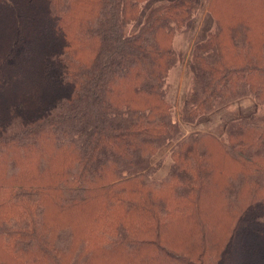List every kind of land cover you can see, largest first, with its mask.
<instances>
[{
    "label": "trees",
    "instance_id": "1",
    "mask_svg": "<svg viewBox=\"0 0 264 264\" xmlns=\"http://www.w3.org/2000/svg\"><path fill=\"white\" fill-rule=\"evenodd\" d=\"M149 1L0 0V264H264V0ZM204 2L181 121L259 106L222 138L167 99Z\"/></svg>",
    "mask_w": 264,
    "mask_h": 264
},
{
    "label": "crops",
    "instance_id": "2",
    "mask_svg": "<svg viewBox=\"0 0 264 264\" xmlns=\"http://www.w3.org/2000/svg\"><path fill=\"white\" fill-rule=\"evenodd\" d=\"M207 21L211 22L209 26L207 25ZM213 26V16L208 11L206 2H204L194 21L184 30L175 35L173 46L178 53L179 60L177 65L173 67L169 73V90L167 93V99L176 110L184 134H189L191 132H204L222 138L228 124L238 120L232 119L226 121L222 119V115L228 113L229 110L242 109L247 106L252 107V103L255 101L252 96H244L222 105L201 121L197 120L196 122L187 123L181 121L180 117L183 105L191 90L195 73L191 54L195 46L207 37L208 32ZM173 144V141L167 143L154 155L153 161L156 162L160 159L162 160L161 166L154 174L155 179H162L168 174L172 163L170 150Z\"/></svg>",
    "mask_w": 264,
    "mask_h": 264
},
{
    "label": "rangeland",
    "instance_id": "3",
    "mask_svg": "<svg viewBox=\"0 0 264 264\" xmlns=\"http://www.w3.org/2000/svg\"><path fill=\"white\" fill-rule=\"evenodd\" d=\"M156 1H158V0H150L148 2L149 4L147 3V5L149 6L150 4H152L153 2H156ZM210 24H211V22L207 21V25L209 26ZM258 109H259V106H258L257 102L253 101L252 107L247 106V107H244L242 109L229 110L228 113L222 115V119L227 121V120H232V119L249 117L253 113L257 112ZM205 117L200 118L198 121L205 119Z\"/></svg>",
    "mask_w": 264,
    "mask_h": 264
}]
</instances>
